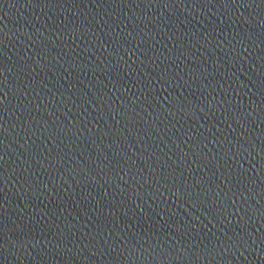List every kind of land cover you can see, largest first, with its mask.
I'll return each mask as SVG.
<instances>
[{
	"label": "water",
	"instance_id": "1",
	"mask_svg": "<svg viewBox=\"0 0 264 264\" xmlns=\"http://www.w3.org/2000/svg\"><path fill=\"white\" fill-rule=\"evenodd\" d=\"M0 264H264V0H0Z\"/></svg>",
	"mask_w": 264,
	"mask_h": 264
}]
</instances>
